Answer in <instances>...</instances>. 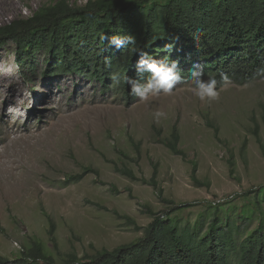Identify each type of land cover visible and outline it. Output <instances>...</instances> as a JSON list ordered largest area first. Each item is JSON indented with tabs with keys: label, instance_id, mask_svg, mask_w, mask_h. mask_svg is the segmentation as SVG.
I'll return each instance as SVG.
<instances>
[{
	"label": "rangeland",
	"instance_id": "obj_1",
	"mask_svg": "<svg viewBox=\"0 0 264 264\" xmlns=\"http://www.w3.org/2000/svg\"><path fill=\"white\" fill-rule=\"evenodd\" d=\"M60 1L0 0V26ZM14 50H0V259L49 264L25 258L35 246L55 264L84 261L143 238L150 212L182 226L218 207L225 218L251 212L249 232L264 221V78L232 81L211 103L191 82L127 103L112 81L103 92L86 75L44 76L42 52L26 78ZM174 129L182 156L168 147Z\"/></svg>",
	"mask_w": 264,
	"mask_h": 264
},
{
	"label": "trees",
	"instance_id": "obj_2",
	"mask_svg": "<svg viewBox=\"0 0 264 264\" xmlns=\"http://www.w3.org/2000/svg\"><path fill=\"white\" fill-rule=\"evenodd\" d=\"M113 35H131L135 45L110 46L108 39ZM10 46L15 47L16 62L26 78L28 73L35 74L37 55L42 52L47 57L44 76L86 75L99 81L103 92L110 90L114 70L136 77L141 53L176 61L186 78L183 83L191 82L187 78L197 64L203 68L204 79L209 74L219 79L226 73L231 81L244 83L262 78L264 0H88L84 6L61 0L30 18L0 26V50ZM131 47L138 53H131ZM119 90L127 103L136 100L129 94L131 85L121 83ZM172 137L168 147L184 155L178 150L176 129ZM85 173L71 180L79 181ZM121 173L136 178L131 171ZM149 185L158 187L155 179ZM186 207L178 206L173 213ZM219 209L210 220L206 213L196 223L183 226L172 214L150 212L154 220L137 242L100 251L84 261L71 255L64 264H264V221L249 232L245 224L254 221L255 213L232 219L222 217ZM25 258L55 264L35 246ZM0 264L8 262L0 259Z\"/></svg>",
	"mask_w": 264,
	"mask_h": 264
},
{
	"label": "clouds",
	"instance_id": "obj_3",
	"mask_svg": "<svg viewBox=\"0 0 264 264\" xmlns=\"http://www.w3.org/2000/svg\"><path fill=\"white\" fill-rule=\"evenodd\" d=\"M102 39L105 40V36ZM193 39L198 41L199 37L194 36ZM108 43L110 46L120 49L126 45H135V38L131 35H113L108 39ZM166 49L171 52L172 45L166 46ZM129 51L138 53L135 47H131ZM105 63L111 67L110 60L106 59ZM136 67L137 75L135 78L125 75L119 70H114L110 73V79L113 86H119L121 83L131 85L129 94L141 101L161 93L170 95L176 85L186 79L178 71V63L168 57L158 60L146 53H141ZM259 74L264 78V69H261ZM203 77V68L197 64L190 70V77L187 78L194 85V95L202 103H211L218 100L220 90L227 88L232 82L231 77L226 73H221L219 79L215 74H209L207 79ZM153 116L155 121L159 123L161 118L166 117V113L157 110L153 113Z\"/></svg>",
	"mask_w": 264,
	"mask_h": 264
},
{
	"label": "bare ground",
	"instance_id": "obj_4",
	"mask_svg": "<svg viewBox=\"0 0 264 264\" xmlns=\"http://www.w3.org/2000/svg\"><path fill=\"white\" fill-rule=\"evenodd\" d=\"M1 154H2V153H0V156H1ZM4 158H5V157H4ZM7 161H8V160H7ZM7 161H6V162H7ZM1 163H2V164H1ZM4 163H5V162H4ZM4 163H3V160H1V158H0V167H2L3 165L5 166V165L7 164V163H5V164H4Z\"/></svg>",
	"mask_w": 264,
	"mask_h": 264
},
{
	"label": "built area",
	"instance_id": "obj_5",
	"mask_svg": "<svg viewBox=\"0 0 264 264\" xmlns=\"http://www.w3.org/2000/svg\"><path fill=\"white\" fill-rule=\"evenodd\" d=\"M87 2V1H86ZM28 11H27V9H25V13H27Z\"/></svg>",
	"mask_w": 264,
	"mask_h": 264
}]
</instances>
